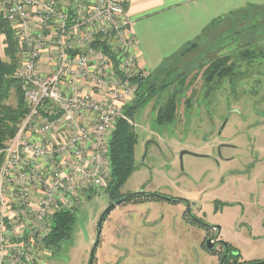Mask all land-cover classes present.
Masks as SVG:
<instances>
[{"label":"rangeland","instance_id":"obj_1","mask_svg":"<svg viewBox=\"0 0 264 264\" xmlns=\"http://www.w3.org/2000/svg\"><path fill=\"white\" fill-rule=\"evenodd\" d=\"M191 43L198 47L172 56L165 70L140 65L138 77L169 86L146 94L130 118L124 114L136 133V167L120 193L156 191L197 205L190 215L179 210L183 204L165 200L119 204L103 221L93 264H219L204 241L210 232L192 222L198 217L220 226V240L237 249L240 260L264 259V7L222 17L181 52ZM244 49L253 51L250 61L239 57ZM225 55L235 63L233 75L206 83L205 67ZM174 92L175 120L157 123V109ZM8 102L15 104L13 94ZM105 190L77 208L69 239L39 248L43 264H87L97 220L110 202Z\"/></svg>","mask_w":264,"mask_h":264},{"label":"built area","instance_id":"obj_2","mask_svg":"<svg viewBox=\"0 0 264 264\" xmlns=\"http://www.w3.org/2000/svg\"><path fill=\"white\" fill-rule=\"evenodd\" d=\"M127 1L0 0L26 105L0 149V264H43L54 216L107 188L109 135L143 76Z\"/></svg>","mask_w":264,"mask_h":264},{"label":"trees","instance_id":"obj_3","mask_svg":"<svg viewBox=\"0 0 264 264\" xmlns=\"http://www.w3.org/2000/svg\"><path fill=\"white\" fill-rule=\"evenodd\" d=\"M221 18L222 17L212 21V23L204 30H208L209 27H211L215 22H218ZM2 35L4 36L5 44L4 56L7 58V60H4L2 57H0V149H2L5 143L14 136L15 132L17 131L18 124L26 112V105L24 103L21 83L17 78L14 77V71L20 63L17 38L9 22L3 17L0 10V36ZM95 44L98 45L99 43L96 42ZM197 47L198 45L196 43H191L184 51L176 53L179 55L174 56L182 57L187 51H191ZM254 56L255 55L253 51L248 49H244L239 53V57L243 60L250 61ZM168 61H172V59L170 58ZM165 64L167 65L168 63L165 62L160 65L158 71H161L162 69L165 70ZM234 66L235 63L229 61V56L225 55L218 57L209 62V64L203 70L202 74L204 81L208 84L218 83L220 80L233 75L235 72ZM166 69H169L168 66H166ZM133 80L138 84V92H136L137 96H142V89H145V95L143 94V97H139L138 101L132 102L124 108V114L129 116V118L132 116L134 109L139 106L141 102L143 103L145 101L146 94L150 95L156 92L157 88L164 89L169 86V83L155 84L156 78L153 77L152 79L150 75L147 77H135ZM183 81L184 80L181 79L179 83L182 84ZM12 94L15 97L14 105L8 102ZM149 95H147V97ZM185 103L186 106L189 105L188 99H186ZM176 108L177 97L174 92L169 95L166 101L157 109L155 116L156 122L159 124H165L175 120ZM135 143L136 133L133 125L126 120L119 119L114 130L112 131L109 142L110 176L105 192L107 193L110 201L117 200L125 195L120 193V189L123 187L128 177L136 167L134 155ZM2 159L3 156L0 152V165L2 163ZM155 193L161 196L147 194L144 196H134L127 201L137 203L145 200H165L171 203H181V201L176 197L167 196L166 194H161L156 191ZM165 197H171V199H167ZM216 206L217 203L214 202V211L218 208ZM202 221L204 222V220ZM74 222L75 212L62 211L57 213L53 219L52 230L44 239L45 247L58 248L62 241L69 239L72 234ZM192 222L198 224L199 227L203 228L205 231L212 228L211 226L196 220H192ZM225 244L227 245V243ZM227 248L232 251V254L238 256L237 258H240V254L237 249L232 246H228ZM208 251L210 253L216 254L214 249ZM262 261H264V259L258 260L253 264H264ZM239 264L252 263L243 262Z\"/></svg>","mask_w":264,"mask_h":264},{"label":"crops","instance_id":"obj_4","mask_svg":"<svg viewBox=\"0 0 264 264\" xmlns=\"http://www.w3.org/2000/svg\"><path fill=\"white\" fill-rule=\"evenodd\" d=\"M250 6L263 8L264 0H128L126 16L137 41L139 66L154 72L197 39L212 21ZM4 47L2 35V58ZM179 210L183 213L184 207Z\"/></svg>","mask_w":264,"mask_h":264},{"label":"water","instance_id":"obj_5","mask_svg":"<svg viewBox=\"0 0 264 264\" xmlns=\"http://www.w3.org/2000/svg\"><path fill=\"white\" fill-rule=\"evenodd\" d=\"M223 127H224V125H222V127H220V130H222ZM184 153H187V152L186 151L182 152L181 156ZM147 194H154V195H157V196H161V195H159V194H157L155 192H145L143 190H139V191L134 192V193L126 194L123 197H121V198H119V199H117L115 201H110L109 202V204L107 205V207L104 209V211L101 213L100 217L97 220L95 238H94L93 243H92L91 248H90L89 258H88L87 264H92L94 259H95L96 250H97L98 243H99V240H100L102 224H103V221H104L105 217L110 213V211L113 210L114 208H116L122 202L130 200L134 196H144V195H147ZM165 198L171 199V197H165ZM176 198L179 199L181 201V203L186 207V209L188 211V214L192 215V213L190 211L191 210V205H197V204L190 202L188 199H184V198H180V197H176ZM195 220L199 221V222H201L203 224H207V225L211 226L213 229H217L216 230L217 232L210 239L206 240V242H205L206 248L208 250L213 249V246L215 244H218V243L223 244L225 249H226L227 245L225 244V242L223 240H217L216 242H212L211 241V240H213V239H215V238H217L219 236V232H220V226L219 225H217V224H209V223L203 222L200 218H195ZM225 255H226V250H225L224 255L220 258V261H219L220 264H224ZM262 262H264V261H262Z\"/></svg>","mask_w":264,"mask_h":264},{"label":"flooded vegetation","instance_id":"obj_6","mask_svg":"<svg viewBox=\"0 0 264 264\" xmlns=\"http://www.w3.org/2000/svg\"><path fill=\"white\" fill-rule=\"evenodd\" d=\"M184 206V205H183ZM195 205H191V213H192V209H193V207H194ZM184 210H185V212H187V214H188V211H187V209H186V207L184 206ZM213 211H214V209H213ZM183 214H185V213H183ZM195 216H196V214H194ZM197 217V216H196ZM198 218H200V219H202L201 217H198ZM203 220V219H202ZM216 230L217 229H213V228H211V229H208L206 232L208 233V232H210V233H208V235L205 237V239H204V241L206 242V240H208V239H210L215 233H216ZM221 239V236H220V234H219V236L217 237V238H215V239H213V240H211L212 242H216L217 240H220ZM225 243H227V247L228 246H232L229 242H227V241H224ZM226 247V249H225V247H224V245L223 244H220V243H218V244H215L214 246H213V249L214 250H216L217 249V254H219V261H220V258L224 255V253H225V250H226V255H225V260H224V264H239V263H243V262H251L252 264L253 263H255L256 261H258V260H249V261H242V260H240L241 258H237L238 256H236V255H234V254H232V251H230L228 248ZM219 264H220V262H219Z\"/></svg>","mask_w":264,"mask_h":264}]
</instances>
